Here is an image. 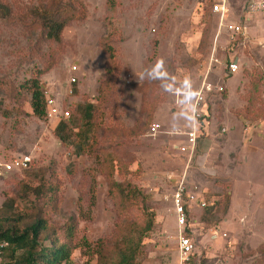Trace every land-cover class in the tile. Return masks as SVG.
<instances>
[{"label":"rangeland","instance_id":"rangeland-1","mask_svg":"<svg viewBox=\"0 0 264 264\" xmlns=\"http://www.w3.org/2000/svg\"><path fill=\"white\" fill-rule=\"evenodd\" d=\"M0 4L6 6L0 14V161L31 156L29 169L0 177V216L10 211L7 198L20 196L25 185L36 184L48 169L59 202L57 210L48 212L51 224L60 226L77 216L78 200L87 210L92 199L91 218L78 219L76 236L96 240L111 235L117 214L106 175L95 170L93 151L76 155L62 145L53 131L61 117L34 115L29 94L22 99L19 90L23 81L38 76L46 95L76 116V105L97 103L103 84L109 83L110 92L101 95L104 113L96 114L97 141L121 155L115 164L121 160L134 172L127 177L147 196L145 210L153 218L138 264H264V113L248 111L254 106L264 109V18L260 13L245 18L247 0H228L222 26L208 10V0H114L111 14L107 0ZM42 8L58 16L73 15L59 40L47 37L38 14ZM232 23L245 24L246 35L232 38ZM234 57L239 65L231 71ZM39 69L43 71L37 73ZM73 75L75 81L69 84ZM204 81L212 91L205 98L202 138L213 141L212 154L204 160L196 155L187 166L186 154L172 148L177 137L166 131L189 123L186 93L190 90L193 97L192 91ZM153 120L161 130L149 134ZM115 126L119 131L112 133ZM223 126L225 132L219 133ZM134 129L138 131L131 133ZM184 173L206 202L214 204L211 211L193 207L195 249L182 263L171 193ZM22 205L19 201L18 209ZM134 213L132 208L128 218ZM83 260L74 248L72 262ZM6 261L0 255V264Z\"/></svg>","mask_w":264,"mask_h":264},{"label":"trees","instance_id":"trees-1","mask_svg":"<svg viewBox=\"0 0 264 264\" xmlns=\"http://www.w3.org/2000/svg\"><path fill=\"white\" fill-rule=\"evenodd\" d=\"M211 2L212 0H208L207 7L210 12ZM53 3L58 4V2ZM107 5L108 12L115 13L114 0H107ZM3 10H6V6L0 4V14ZM58 11L62 12L60 5ZM38 14L41 15L46 27L47 37L56 40L60 39L62 29L73 16L72 14L66 15V13V16H58L60 14H53L47 8L40 9ZM206 42L205 33L200 39L198 49L203 51ZM106 49H109L110 55L113 54L109 45ZM41 71L43 69H39L37 73ZM110 72L111 70L108 74ZM111 77L113 74L110 73L107 78L111 79ZM103 86L104 91L101 95H106L110 92L109 83ZM19 90L22 99L25 94L27 96L29 94L28 103L32 113L38 117H45L46 95L38 76L23 81L19 84ZM101 95L97 103L77 104L75 107L77 115L75 116L73 112L68 118H61L53 131L61 144L70 146L76 155H84L93 151L97 162L95 170L106 175L108 196L112 198L113 208L117 214L111 235L102 236L96 240L85 235L76 236L78 219L91 218L92 199L88 203L87 210H82L81 202L78 200L77 216H71L60 226L51 224L48 212L57 210L59 202L57 187L52 183V178L47 176L48 169H44L36 184L25 185V191L20 196L16 194L7 198L10 211L0 216V239L8 242V246L1 253L8 258L4 264H74L72 262L74 248L79 249L80 255L84 258L82 264H138L143 250L142 239L153 224L152 213H146L145 210L147 196L140 193L130 176L127 177L134 172L129 171L126 164H122L121 155L111 149V146L100 145L97 141V131L100 125L95 119L97 115L104 113ZM247 108L249 106H246ZM248 111H254L257 114L264 113L263 107L259 106H254ZM147 115L150 119V113ZM141 126L144 128L146 123L143 121ZM113 128L115 130L112 133L119 131L117 126ZM137 131L138 129H134L131 133ZM114 159H121L120 164L118 165L117 162L115 164ZM18 197H21V200H18ZM19 201L23 202L20 209L17 207ZM132 208L135 210L134 217L128 218ZM210 208L211 206L204 207L211 211ZM125 213L127 217L122 218V214ZM60 234L64 236L63 240H59L58 235Z\"/></svg>","mask_w":264,"mask_h":264},{"label":"built area","instance_id":"built-area-1","mask_svg":"<svg viewBox=\"0 0 264 264\" xmlns=\"http://www.w3.org/2000/svg\"><path fill=\"white\" fill-rule=\"evenodd\" d=\"M210 10L211 13L215 14L217 19H219V26H222L228 11V0H212ZM245 10V18L247 19L250 13H260L264 18V0H247ZM231 28L232 38L237 39L240 36L246 35L245 24L232 23ZM234 33H236V35H234ZM239 60L238 57L232 58L229 62V70H237ZM72 69H76V65H73ZM73 81H75L74 75L71 77L69 84ZM218 88L222 90V87ZM71 91L72 89L69 90L70 93ZM210 91H212L211 84L206 81L202 82L197 89L192 91L193 97L190 95L191 91L189 90L188 93H186L189 95L185 98L186 101L191 103V106H188L189 123L166 131L169 135L181 136L184 138L182 141L174 140L172 146L181 153H187V166L191 159H193L194 153L198 147V141L205 134L204 131L207 125L205 98L207 96L206 94ZM46 115L49 117L59 115L61 118L65 119L70 116V111L67 108H61L54 97L46 95ZM160 130L161 125L159 122L153 120L149 123L147 132L149 134H156L160 132ZM225 130L226 128L223 126L220 128L219 133H223ZM30 163L31 156L29 154H19L0 161V177H4L12 172L27 170L30 167ZM186 173L177 178L171 193V203L174 209L173 215L177 224L178 252L182 263L190 258L195 249L194 231L192 229V218H195L194 214L192 215L194 211L193 207L204 208L214 204L206 202V197L200 188H198L197 184L188 182ZM169 178H171V176H169ZM7 246L8 242L0 239V255Z\"/></svg>","mask_w":264,"mask_h":264},{"label":"crops","instance_id":"crops-1","mask_svg":"<svg viewBox=\"0 0 264 264\" xmlns=\"http://www.w3.org/2000/svg\"><path fill=\"white\" fill-rule=\"evenodd\" d=\"M182 125H184V124H182ZM175 137H177V138H175V140H179V141H182L184 139L181 136H175ZM203 140H205V139L202 138L198 141V147L196 149V152L194 153L193 159H195V156L197 155L198 156L196 158L197 160L198 159L204 160L206 157H208L210 154H212V153H210L211 152L210 150H211V147L213 148V141L209 140V138H207L205 141H203ZM172 148H173V146H172ZM173 149L175 151L179 152L177 149H175V148H173ZM179 153H181V152H179ZM181 154H184V153H181ZM186 156H187V153H186Z\"/></svg>","mask_w":264,"mask_h":264}]
</instances>
